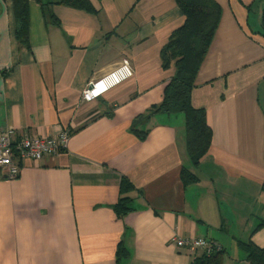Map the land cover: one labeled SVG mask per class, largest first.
Here are the masks:
<instances>
[{"label": "crops", "instance_id": "0c3cea01", "mask_svg": "<svg viewBox=\"0 0 264 264\" xmlns=\"http://www.w3.org/2000/svg\"><path fill=\"white\" fill-rule=\"evenodd\" d=\"M14 0H0V132L52 138L56 155L0 173V264H195L173 238L217 242L211 264H249L240 244L264 249L263 0H214L220 19L195 77L194 108L212 131L192 167L184 120L157 115L173 76L160 52L183 17L174 0H89L86 13L27 0V46ZM125 62V63H124ZM127 65L131 76L91 102L90 82ZM182 169L197 181L185 185ZM126 193L125 211L115 208ZM123 250L117 261V250Z\"/></svg>", "mask_w": 264, "mask_h": 264}, {"label": "trees", "instance_id": "16d2710c", "mask_svg": "<svg viewBox=\"0 0 264 264\" xmlns=\"http://www.w3.org/2000/svg\"><path fill=\"white\" fill-rule=\"evenodd\" d=\"M264 1V0H263ZM27 0H14L15 36L20 46H27L28 6ZM183 17L182 24L171 34L160 52L161 67L172 69L173 76L164 87L162 101L148 109L145 116H138L131 122L133 132L143 138L146 133L137 132L134 127L161 115L165 117L182 115L184 120V134L186 152L192 167H197L200 160L207 154L212 131L206 122V113L202 108H194L191 104V94L195 86V77L208 52L220 19V8L214 0H174ZM59 5L71 9L96 14L97 10L89 0H45L41 6ZM262 27L264 28V8L262 13ZM181 180L185 185L195 183L196 176L186 169H182ZM122 199L115 210L120 213L127 210L129 198L125 195L132 186L122 181ZM264 226V222L259 227ZM247 255L249 264H264V249L251 243L240 244ZM123 250L116 252L117 261L122 257ZM222 252L210 257L202 256L195 264H211Z\"/></svg>", "mask_w": 264, "mask_h": 264}, {"label": "built area", "instance_id": "2783aa9c", "mask_svg": "<svg viewBox=\"0 0 264 264\" xmlns=\"http://www.w3.org/2000/svg\"><path fill=\"white\" fill-rule=\"evenodd\" d=\"M125 63V62H124ZM131 76V71L123 64L120 68L111 72L98 82H90L82 92V100L91 102L107 90L119 85ZM12 131L0 132V173L6 179H14L18 175V165L25 160L39 161L45 157L56 155L63 149L68 141L67 132H61L52 138H31L24 135L20 140H12ZM174 246L185 251L187 254H197L210 257L222 252L221 246L212 241L202 238H182L175 235Z\"/></svg>", "mask_w": 264, "mask_h": 264}, {"label": "rangeland", "instance_id": "374dc122", "mask_svg": "<svg viewBox=\"0 0 264 264\" xmlns=\"http://www.w3.org/2000/svg\"><path fill=\"white\" fill-rule=\"evenodd\" d=\"M180 116V118L182 117V115H179ZM68 140H69V137H68ZM67 144H68V141H67ZM66 144V145H67ZM217 243V242H216ZM221 246V245H220ZM221 248H222V246H221ZM222 252H223V248H222Z\"/></svg>", "mask_w": 264, "mask_h": 264}]
</instances>
